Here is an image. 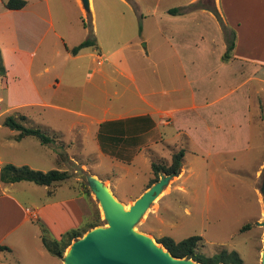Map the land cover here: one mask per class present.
<instances>
[{"label":"crops","instance_id":"obj_1","mask_svg":"<svg viewBox=\"0 0 264 264\" xmlns=\"http://www.w3.org/2000/svg\"><path fill=\"white\" fill-rule=\"evenodd\" d=\"M119 1L135 3L133 7L143 24L139 30L144 32L145 19L149 16L140 14L138 1ZM194 1L197 0L174 1L175 4L150 15L153 19L151 36H157L158 40L150 51L141 45L146 39L148 47L149 37L138 39L136 34L126 43L107 48L96 35L95 0H91V14L83 8L81 0H36L38 10L23 16L20 24L11 21V26L6 17L1 16L11 11H26L32 0H28L24 8L15 10L8 9L4 0H0L6 9L0 11L1 49L3 53L5 50L23 52L27 56L25 72L29 74L40 52L36 72L40 84L32 83L31 90L46 107L70 111L51 100L64 94L61 89L67 74L70 80L82 74L80 95L88 102V110L78 111L79 115L96 126L91 139L97 149L113 161L131 164L139 156H148L151 161L156 155L154 147L165 145L170 139L173 152L184 148L185 153L193 150L196 154L218 155L224 150L249 149L253 141V116L264 123V100L261 99L264 96V0H215L220 18L205 8L180 15L167 13L171 7L187 6ZM55 20L60 23L59 27ZM222 24L236 33L235 47L228 60L223 59L227 43ZM81 27L89 28V32H82ZM102 29L107 41L112 27L104 24ZM91 34L97 39L96 47L83 48L76 55L69 51ZM129 48L134 52L130 56L126 52ZM138 55L141 56L139 61ZM113 82L119 89L114 86L111 92ZM44 93L49 98H45ZM113 95L116 102L107 105ZM254 99H258L257 113ZM133 117H150L154 125L130 138L126 149L133 156L125 162L103 151L98 132L105 121ZM76 141L65 143L70 146ZM82 142L85 145L86 141ZM50 148L56 153L55 147ZM69 160L74 157L68 154L63 167ZM75 162L80 164L77 159ZM182 167L183 175L185 167ZM106 180L112 182L109 177ZM15 183L3 184L13 186ZM66 187L75 189L71 185ZM79 191L62 199H53L54 195L40 203L27 204L9 188H3L0 193V264H36L32 261L34 257L48 260L41 238L43 228L49 237L59 238L67 230L81 226L89 215L85 196ZM59 261L62 264L60 258Z\"/></svg>","mask_w":264,"mask_h":264},{"label":"rangeland","instance_id":"obj_2","mask_svg":"<svg viewBox=\"0 0 264 264\" xmlns=\"http://www.w3.org/2000/svg\"><path fill=\"white\" fill-rule=\"evenodd\" d=\"M136 1L140 5V14L144 17L149 16L145 19L144 32L139 30L142 21L141 16L133 7L135 3L132 5L129 1L124 3L119 0H95L96 35L107 48L112 47V44L126 43L136 34L138 39L142 36L149 37V46H145L146 39L141 45L145 50L151 51L158 40L157 36L153 38L151 36L153 19L150 15L175 4L174 1L182 0ZM204 3L214 6L210 0H204ZM2 10L6 9L0 3V11ZM33 10H38L36 0H32L30 8L26 11H11L1 18L6 17L5 20L9 21L8 26H11L13 20L20 24L23 22V16ZM53 13L56 18V12ZM85 18L88 25V19ZM55 21L59 27L60 23ZM104 24H110L112 27L108 42L104 39L105 34L102 29ZM81 28L82 32H89V28ZM1 29L2 27H0V39ZM1 41L0 53L7 73L6 76L0 75V167L6 163H12L17 166L28 165L34 169L48 171L59 168L60 163L64 162L61 158L64 156L66 158L68 154L72 155L75 161L77 159L79 163L87 166L78 165L74 160H69L63 168L69 169L71 177L59 185L60 187H52L51 196L55 195L53 199L58 200L79 193V190L83 193L82 189L85 191L83 183L87 182L93 202L85 198L89 206V215L86 220H89L88 217H91L94 208L98 207L103 220L100 225H106L104 212L87 181L86 173L89 171L103 179L118 199L127 206L131 205L148 189L147 185L155 177L151 161L171 162L173 140L170 139L165 145L155 146L156 155H153L151 161L148 156H139L131 164L113 161L109 155L101 153L91 139L96 126L91 124L90 119L79 115L78 111L88 110V102L82 100L80 95L82 92L80 86L83 83L82 74H76L71 80L67 78V74L64 79L65 86L61 89L64 94H59L51 100V103L69 108L70 111L46 107L39 96L31 90L32 83L40 84V79L36 76L39 70L40 52L29 74L25 72L27 62L25 57L27 56L23 52L9 53L5 50L3 53ZM136 48L141 49L140 46ZM126 52L128 56L134 54L130 48ZM137 58L139 61L141 56L138 55ZM114 86L119 89L118 84L113 82L111 92ZM44 95L45 98H49L46 93ZM111 97L107 105L116 102L115 95ZM261 99L264 100V96ZM253 105L257 113L258 99H254ZM10 115L18 119L26 116L28 119L23 121L26 125L55 132L64 142L77 140L76 144L64 147L56 144L55 153L50 146L42 145L34 136L24 137L21 142H17L14 139L17 131L4 125L5 118ZM263 129L264 123L253 116L251 123L253 141L249 149L233 152L224 150L218 155L206 152V154H196L192 152L193 150L186 151L183 175L182 167L180 174L171 179L162 195L153 202L137 224L138 229L155 239L170 236L175 240H181L199 235L202 239L198 250L206 256L220 254L224 250L228 252L236 250L244 264H261L264 227L257 225L256 222L264 219V201L261 192L264 183V133H261ZM83 140L86 141L85 145ZM61 153L63 157L60 156ZM106 177H109L112 182L106 180ZM66 185H71L75 189H68ZM3 188H9L13 194L27 204L40 203L51 197L47 196L48 190L44 186L30 181L17 182L13 186L5 185L0 181V193ZM247 223L251 224V228L241 231ZM46 254L48 260L34 257L32 261L36 264H59V257L57 258L48 251ZM63 256L60 258L62 264L64 263Z\"/></svg>","mask_w":264,"mask_h":264},{"label":"trees","instance_id":"obj_3","mask_svg":"<svg viewBox=\"0 0 264 264\" xmlns=\"http://www.w3.org/2000/svg\"><path fill=\"white\" fill-rule=\"evenodd\" d=\"M27 3L28 0H4L5 6L8 9L14 10L24 8ZM199 8L209 9L220 18L215 6L205 4L204 0H197L183 7H171L167 10V13L171 15H180L190 13ZM222 26L227 43V48L223 55V59L228 60L232 57V51L235 47L236 33L227 25L222 24ZM96 46L97 39L95 35L91 34V36L80 42L78 45L69 48V51L76 55L83 48ZM6 73L7 70L3 65L0 53V75L6 76ZM27 119L28 118L26 116H21V118L18 119L13 115L5 118L4 125L12 130L17 131L14 137L16 141H20L27 136H34L42 143V145L45 146L56 147V144H60V147H64L66 145V143L59 138L57 133L51 132L49 130H43L39 127L26 125L23 121ZM153 125L154 122L150 117H133L124 120L105 121L101 123L98 132L100 145L103 151L110 154L111 156H114L116 159L125 162L130 161L133 154L132 152H127L128 150L126 149V146L131 140L130 138L148 131L153 127ZM60 156L63 157L62 153ZM184 157L185 149L180 148L179 150H175L173 152L170 163L166 162L165 160L152 161L151 167L155 177L150 180L147 188L159 180L161 172L167 174L178 173L183 166ZM61 159L65 160V156ZM70 177L71 173L69 169L63 168V163H60L59 168H54L48 171L34 169L28 165L17 166L12 163H6L0 168L1 182L15 183L30 181L41 186H46L49 196L53 194L51 190L52 187L57 188V186L61 185ZM83 187L85 191L83 189L82 191L86 200L93 202L87 182L83 183ZM88 218L89 220H85L81 226L67 230L61 234L59 238L49 237L46 234L45 228H43L41 236L43 247L49 253L61 258L73 240L82 236L87 230L98 226L103 222L98 207L94 208L93 212L91 213V217ZM250 228L251 224L247 223L242 227L241 231H245ZM201 239V236L193 235L181 240H175L170 236H163L156 240L165 246L172 254L178 257L192 258L204 264H244L243 259L236 250H232L230 252L224 250L220 254H215L213 256L204 255L198 250Z\"/></svg>","mask_w":264,"mask_h":264},{"label":"water","instance_id":"obj_4","mask_svg":"<svg viewBox=\"0 0 264 264\" xmlns=\"http://www.w3.org/2000/svg\"><path fill=\"white\" fill-rule=\"evenodd\" d=\"M210 1L215 4V0ZM81 3L91 14V0H81ZM180 172L181 169L178 173H161L158 181L127 206L103 179L88 171L87 181L104 212L106 225L95 226L73 240L63 256V264H204L192 258L175 256L137 227L153 202ZM261 192L264 201V183ZM256 224L264 227V219ZM261 264H264V239Z\"/></svg>","mask_w":264,"mask_h":264},{"label":"bare ground","instance_id":"obj_5","mask_svg":"<svg viewBox=\"0 0 264 264\" xmlns=\"http://www.w3.org/2000/svg\"><path fill=\"white\" fill-rule=\"evenodd\" d=\"M162 195V194H161ZM67 251V250H66ZM66 251H65V253H66Z\"/></svg>","mask_w":264,"mask_h":264}]
</instances>
